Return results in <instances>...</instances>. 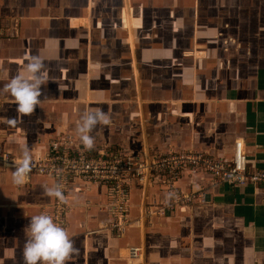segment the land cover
Listing matches in <instances>:
<instances>
[{
    "label": "crops",
    "instance_id": "1",
    "mask_svg": "<svg viewBox=\"0 0 264 264\" xmlns=\"http://www.w3.org/2000/svg\"><path fill=\"white\" fill-rule=\"evenodd\" d=\"M43 62L40 104L28 116L5 91ZM101 109L110 123L78 128ZM10 119L15 125L8 123ZM70 136L90 155L193 151L229 159L242 142L249 170H264V0H0V149L18 159L50 155ZM0 172V264H25L30 218L49 215L52 178L17 186ZM190 206L128 227L107 229L106 185L73 181L67 192L68 232L76 252L66 264H264V187L213 185L184 175ZM149 203L166 202L163 186ZM129 217L144 201L129 190ZM141 249L138 261L127 250Z\"/></svg>",
    "mask_w": 264,
    "mask_h": 264
},
{
    "label": "built area",
    "instance_id": "2",
    "mask_svg": "<svg viewBox=\"0 0 264 264\" xmlns=\"http://www.w3.org/2000/svg\"><path fill=\"white\" fill-rule=\"evenodd\" d=\"M18 159L0 149V172L14 169ZM33 176H43L55 180L61 186L63 201L55 198L51 216L56 223L66 228V215L69 211L67 192L73 181L79 180L94 185H106L110 200L105 207L111 217L107 229L116 235H123L128 227H141L145 220L162 216L176 207L190 206L198 195L181 191L177 183L181 178L193 175H208L213 185L226 184L235 187H264V170H249L242 142H236L229 159H212L204 153L193 151L166 152L145 157L137 154H110L99 152L90 155L80 148L72 137L64 136L50 145V155L32 158ZM163 186L168 193L166 202L149 203L148 191L155 186ZM138 187L144 201L138 218L129 217V190ZM130 261H138L141 249L127 250Z\"/></svg>",
    "mask_w": 264,
    "mask_h": 264
},
{
    "label": "clouds",
    "instance_id": "3",
    "mask_svg": "<svg viewBox=\"0 0 264 264\" xmlns=\"http://www.w3.org/2000/svg\"><path fill=\"white\" fill-rule=\"evenodd\" d=\"M44 65L40 57L32 56L25 65V76L17 75L5 85V91L14 99L16 110L21 116L31 115L40 104L41 86L43 80L41 72ZM9 124L15 125L16 121L10 119ZM110 123V118L101 109L89 112L82 117L78 128L81 140L87 149L93 147V137L89 133L98 124ZM32 156L30 149H24L18 160L13 162L14 170L11 171L12 182L21 186L29 179L32 170ZM47 195L63 201V192L60 185L47 190ZM28 239L23 249L25 264H66L76 252L73 242L65 228L46 214L34 215L27 226Z\"/></svg>",
    "mask_w": 264,
    "mask_h": 264
}]
</instances>
